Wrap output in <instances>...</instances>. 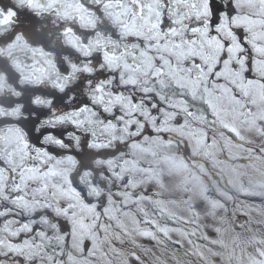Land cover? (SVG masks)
Here are the masks:
<instances>
[{"label":"clouds","instance_id":"1","mask_svg":"<svg viewBox=\"0 0 264 264\" xmlns=\"http://www.w3.org/2000/svg\"><path fill=\"white\" fill-rule=\"evenodd\" d=\"M11 2L33 17L23 23L34 38L17 16L0 28V61L19 77V87H0V97L13 98L0 104V218L27 220L0 226V264H264V51H252L253 68L262 69L252 70L236 63L238 53L250 59L248 49L206 43L208 54L195 55L209 66L208 90L193 95L178 87L175 73L159 71L161 57L166 70L169 62L191 67L188 54L171 42L161 47L158 38L150 48L152 40L131 35L127 16L121 20L109 0H73L68 9L65 0ZM214 3L220 18L230 4L232 15L245 18L236 29L245 41L264 27L261 0ZM225 52L231 64L223 63ZM31 63L46 72L36 77L24 67ZM100 85L111 100L108 114L92 104ZM82 108L115 119L104 132L103 125L74 123ZM205 128L215 134L210 143ZM94 130L106 148L95 147ZM20 132L33 147L74 158L65 179L78 198L66 199L50 180L42 187L31 169L45 165L22 154ZM36 225L44 235L28 239L38 248L13 242Z\"/></svg>","mask_w":264,"mask_h":264},{"label":"snow or ice","instance_id":"2","mask_svg":"<svg viewBox=\"0 0 264 264\" xmlns=\"http://www.w3.org/2000/svg\"><path fill=\"white\" fill-rule=\"evenodd\" d=\"M251 2V0H250ZM264 2V0H261ZM37 3V0H28L29 6ZM73 0H65L64 7L68 9L71 7ZM109 3L115 6L116 13L120 15L121 20L127 16V27L131 35L140 34L141 39L148 38H158L161 42V47L171 42L173 49L182 48L193 61L191 67H187L181 64H174L169 62L167 70L163 66V57L160 58L159 71L162 76H169L175 73L181 83L178 87L186 88L189 93L193 95L199 93L200 91H207L206 88L207 80L204 78L203 74L205 71L209 70V66L205 65L203 58L201 56L195 55L196 52H200L202 49L204 54L207 55L206 43L216 41L222 48L231 50L230 46L235 45L238 49H251L254 52L264 51V27L254 28L251 30V34L247 41L242 37H239L236 29L244 23L245 18L237 17L232 15L231 9L232 5H229L230 13L225 18H220L217 11L214 0H109ZM126 8H130L131 11H125ZM11 11L4 10L0 13V28L9 26L13 23V19L18 15L15 8H11ZM215 18V21L213 19ZM255 20L256 18H251ZM238 21L240 23H238ZM88 22H92L89 20ZM167 28V31H165ZM184 32L183 40L180 38V33ZM247 34V33H246ZM155 41L149 45L150 48L154 47ZM247 45V48L245 47ZM134 47V46H133ZM126 53L122 54L125 55ZM186 57V59L188 58ZM223 63L231 64L232 61L228 59V53H224ZM199 61L197 63L196 61ZM236 63L246 64L248 68L252 70H262L259 68H253L255 61L241 60L239 58V53L237 54ZM31 73L36 77H41L46 69L38 63L25 64ZM211 70L217 76V79L221 78V69L216 65L210 66ZM15 72L8 65L7 62L0 67V74L3 75L4 79L0 80V87L5 83L13 85L9 81L10 75ZM107 80V77L104 78ZM247 82V81H246ZM18 87V83L13 85ZM57 87H62L59 82H56ZM32 91H41L28 90ZM99 93L98 96L94 97L92 104H99L103 108V112L108 114L110 112L109 105L111 104L110 99H106L108 93L105 91L103 85L96 88ZM44 95H49L44 93ZM66 97H58V100L62 103ZM133 103L135 99L133 98ZM170 107H176L175 104L170 105ZM25 111L30 112L31 109H25ZM117 114H119V109H113ZM77 118L74 123L83 124H97L103 125L100 129L101 132L107 130V127L111 124V120L115 119L112 116L109 120H98L95 119V109L82 108L79 112L74 113ZM55 118V117H54ZM63 119V117H59ZM31 126V121L27 122ZM163 124V121L160 122ZM142 127V125H141ZM94 137V145L98 149L106 148V144L103 141L95 139V130L92 133ZM19 143L22 149V154L25 155L29 160L36 161L39 160L41 164H44V168H37L33 165L32 171H35L36 175L45 181L44 187L47 190L48 181L52 183L53 189H59L60 192L68 200H75L80 196L78 188L72 183L70 179H65L66 174L70 166H74L76 161L72 156H65L63 160L59 156H53L51 153L46 152L42 146H35L30 143L28 139L23 137V132L19 133ZM34 152V155L32 154ZM48 161H53L48 163ZM87 167V165H85ZM73 203L72 207H75ZM89 207L85 204V208ZM95 207V205H91ZM65 213H68V209H62ZM87 228V224L84 225ZM33 232V229H31ZM22 234V233H21ZM20 234V235H21ZM19 235V237H20ZM43 233H36V237L39 239L43 236ZM20 243H27L31 248L36 249L39 244L29 240L28 238L23 239Z\"/></svg>","mask_w":264,"mask_h":264},{"label":"rangeland","instance_id":"3","mask_svg":"<svg viewBox=\"0 0 264 264\" xmlns=\"http://www.w3.org/2000/svg\"><path fill=\"white\" fill-rule=\"evenodd\" d=\"M214 2H215V0H214ZM20 14H21V16H18L17 15V17L19 18V20L21 21V27H25V25H24V23L23 22H25V21H33V17L30 15V14H28V12H27V10H22L21 12H20ZM214 21H215V18H214ZM26 29H28L29 31L28 32H30V37H33L34 38V34L32 33V28H31V25H29V26H27V28ZM237 31V34L238 35H241V37H242V34H243V30L242 29H240V30H236ZM245 47L247 48V45H245ZM248 51H249V56H250V59H249V63L251 64V61H252V59H251V56H252V50L249 48L248 49ZM224 58H226V57H224ZM197 63H199V61L197 60L196 61ZM5 64V62H3V61H0V67H2L3 65ZM15 74V76L17 77V78H19L18 77V75L16 74V73H14ZM262 82H264V81H262ZM3 98H6V99H9V98H7V97H3ZM8 105V104H7ZM10 106V105H9ZM190 110H192V111H195V107H193V108H191ZM154 114H155V112H154ZM161 121H157V123H160ZM176 123L177 124H180V123H182V119H180V118H178L177 120H176ZM193 126L194 127H205V126H201V125H198V124H193ZM135 127V126H134ZM205 130L207 131V137H208V142L210 143L211 142V138L215 135L212 131H211V129H209V128H205ZM52 131H55V130H52ZM161 135H164V138L165 139H167L168 138V135L167 134H164V133H161ZM185 144H187V141H185ZM39 146V145H38ZM17 179H19V177H17ZM16 195H19V193H16ZM37 215H39V214H37ZM22 219V221L21 222H26V220H27V217H24L23 215L22 216H20ZM243 218L245 219V217L244 216H240L239 217V219H241V220H243ZM2 219V218H1ZM3 219H7L8 220V216H5V217H3ZM7 220H4L3 222H1V226L4 224V222L5 221H7ZM37 228H39V227H34L33 228V232L31 233V234H29L30 236H33V235H35V233H36V229ZM25 235L26 234H24V233H22L21 235H20V237L17 239V240H14L13 242L14 243H20V242H22L23 241V239H25ZM37 239V241H39V238L38 237H36ZM20 259V258H19ZM21 264H24V262H23V260H21ZM33 264H34V262H33Z\"/></svg>","mask_w":264,"mask_h":264},{"label":"trees","instance_id":"4","mask_svg":"<svg viewBox=\"0 0 264 264\" xmlns=\"http://www.w3.org/2000/svg\"><path fill=\"white\" fill-rule=\"evenodd\" d=\"M4 5H6V7H5V10H7V8L8 7H11V8H15L16 9V11H17V13H18V16H21V14H20V12L22 11L20 8H18L15 4H13L12 2H11V0H0V6H4ZM24 10H27V9H24ZM22 26V25H21ZM24 28V30H25V32L27 33V34H30V32H28L29 30L28 29H26L27 27H23ZM1 66V65H0ZM18 79L19 78H17L16 76H15V74H12V75H10V77H9V81H10V83H12L13 85H16L17 84V81H18ZM18 87H19V85H18ZM7 98H9V99H6V98H3V97H0V104H8V105H11V103H12V100H13V98H11V97H7ZM134 99H135V97H134ZM134 127V126H133ZM22 216V215H21ZM243 216V215H242ZM9 219H19L20 221H22L21 219V217L19 216V217H15L14 215H9L8 216V220ZM244 219V218H243ZM4 220H7V219H1L0 218V226H1V222H3ZM36 227H40L39 225H36ZM31 236L28 234V235H25V238H30ZM37 239V238H36ZM17 259H19V257H17ZM34 264H35V262H34Z\"/></svg>","mask_w":264,"mask_h":264}]
</instances>
